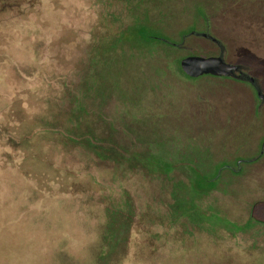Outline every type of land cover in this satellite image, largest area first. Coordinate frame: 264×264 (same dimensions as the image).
<instances>
[{
    "label": "rangeland",
    "instance_id": "obj_1",
    "mask_svg": "<svg viewBox=\"0 0 264 264\" xmlns=\"http://www.w3.org/2000/svg\"><path fill=\"white\" fill-rule=\"evenodd\" d=\"M42 1H0V24L31 21L12 31L7 48L17 72L0 67L9 78L0 81L1 96L6 88L15 95L0 117V153L10 145L27 169L4 172L0 163V264H97L92 250L105 207L116 200L132 215L120 264H264V164L235 176L219 165L216 189L183 212L178 206L191 167L209 175L213 164L251 153L264 114H249L238 91L208 75L189 78L175 62L217 54L192 34L207 30L264 91V28L252 21L262 14L247 17L242 0ZM138 21L164 37L141 42L130 29ZM242 27L257 38L240 39L243 51ZM35 49L43 64L34 65ZM30 64L45 75L28 86ZM208 97L217 108L207 116ZM101 122L113 126L111 144L122 150L111 163L73 145ZM146 151L173 164L172 172H147L138 162Z\"/></svg>",
    "mask_w": 264,
    "mask_h": 264
},
{
    "label": "trees",
    "instance_id": "obj_2",
    "mask_svg": "<svg viewBox=\"0 0 264 264\" xmlns=\"http://www.w3.org/2000/svg\"><path fill=\"white\" fill-rule=\"evenodd\" d=\"M43 2L44 0L42 1V3ZM46 2H48V0H46ZM12 8L4 7V9L7 10H10ZM9 21H3V23L0 24V61H2L0 62V67L5 68V66H12V68L16 69L15 66L11 65L8 56L9 54L7 51L8 46L13 45L15 42L14 41L15 36L14 37L12 36V31H14V29H16L15 32L22 31L23 28H27L30 26L31 21H24V19L17 17H11ZM14 26H18V28L17 27L14 28ZM130 29L135 33L136 37L146 45L152 42V40L155 39L156 35H157V39L164 37L161 35L158 36V33L156 34V32L151 31V29L147 26V24H143L142 21L136 22L135 24H133V27H130ZM38 37L40 36L37 35L36 38ZM35 52H36V56H35L34 65H38L36 61H38L39 64H43L44 61H46V59H44V61L41 62L39 59H37L38 56H41L40 54H38V50L35 49ZM179 61L180 59L175 60L179 72L182 73L179 67ZM21 68L18 69L21 70ZM28 69H31V71H33L32 73L27 74L26 79L24 80L25 83L27 82L28 86L34 83L33 77L41 79V77H44L45 75L44 71H40V73L36 72L35 71L36 69L32 64H30V68ZM18 77L19 75L17 73V78ZM19 79L22 80L23 77L21 76L19 77ZM7 80H9L7 76H5L4 74L0 75V81H2L4 84ZM3 88L5 87L3 86ZM13 96H15L13 91L7 88L5 94H2V96L0 94V100L5 101L0 105V117H2L3 109H5L6 107L8 108L11 107V104H8V101L11 100L14 101ZM112 129L113 126L101 122L100 127H96L92 131H88L85 136H81L80 139L77 141V143L75 142V144L73 145H78L84 150L89 151L98 161L111 163L112 155L120 154L119 151H122L120 150L119 145L111 144ZM1 137L3 140L4 137L2 136V134L0 136V139ZM7 148L10 149L11 148L10 145H7ZM8 149L0 153V163L3 164L1 170H3L4 172H11V173H15L16 171L19 172L21 169L23 171H27L24 165L21 164L20 162L21 160L18 159L17 155L13 154L12 151H8ZM5 152L10 155L9 159H6V157L3 156V153ZM138 162H140L142 164V167L145 168L146 171L150 172L151 174L153 173L157 174V172L160 171V174L164 175L166 173L172 172L171 170L173 169L172 168L173 164H170L168 162H163V160L157 159L156 156L148 153L147 151L140 155ZM19 165H21V167H19ZM15 166L16 168L14 169ZM157 168L159 171H157ZM159 168H161L162 170H160ZM215 175L216 173L210 175L200 174L193 167H191V169L189 170V175L186 176L187 179H190L189 186L183 188L182 192H180L182 202L181 203L179 202L180 205L178 204V206L182 212L183 209L184 210L186 209V205L189 202H191L192 200L195 201L197 197L207 195L210 191L216 189ZM12 177H14V175ZM175 188L176 190L178 189L177 186H175ZM174 193L175 192L172 189V194ZM201 205L202 203L199 204V207L201 209H204L203 211L207 213L208 210L207 209L205 210V208H203ZM131 220H132V215L123 213V210H121V208L119 207V202L117 200L115 201L114 204L113 203L111 204L110 202V204L105 207V221L102 224V226L99 228L97 243L92 250L93 260L97 264H120L122 262V259L127 253V242H128V238L130 237L129 236L130 231L129 233L126 234H123L122 232H124L123 230H125L129 226ZM125 225H127L126 228ZM127 231L128 230L126 229V232Z\"/></svg>",
    "mask_w": 264,
    "mask_h": 264
},
{
    "label": "flooded vegetation",
    "instance_id": "obj_3",
    "mask_svg": "<svg viewBox=\"0 0 264 264\" xmlns=\"http://www.w3.org/2000/svg\"><path fill=\"white\" fill-rule=\"evenodd\" d=\"M239 5L238 8L241 10V12L246 13V12H252V13H261L262 15H260L261 17H257V15L254 14H248L247 17H254V18H258L256 20H252L254 23L256 22L259 26H256L255 29H260V28H264V0L259 1V0H242L239 1ZM243 2V3H242ZM253 2V5H251V8L249 9H244L242 10V4H250ZM245 6V5H244ZM229 12V11H227ZM237 12V11H235ZM244 27L241 28L240 32H236V34L238 35V40L236 42V46H238L237 44H240V39H244L243 43H252L250 41H246V39L244 37H247L246 34H251L252 31H244ZM250 32V33H249ZM261 32V31H260ZM253 34V37H251L250 39H255L253 42L256 43V34ZM194 36L203 39L206 42H209L211 44H214L218 50L217 54L214 55H222L223 59L231 64L234 65H238L239 69L237 71H235V75L236 77H230V76H212V75H208L213 77V79L215 78L218 81V85L219 87H222V89H228L229 91L232 90H236L238 91V93H240L245 101V110L247 111L249 114L251 115H257V114H264V91L262 90L261 87V83L259 81V78H257L256 76H254L251 71H250V67L247 66L246 64L236 60V59H228L226 57L227 52H228V47L226 46V43L223 42L222 40H220L217 36L213 35L212 33H210L207 30H195L194 33H192ZM262 35V33H261ZM225 36L228 39V34ZM252 36V35H250ZM249 39V40H250ZM262 39L264 40V35L262 36ZM225 41V40H224ZM229 41V39L227 40ZM226 41V42H227ZM238 49L243 51L246 50L247 48L244 47L243 49H241L238 46ZM211 56V55H209ZM181 59V58H180ZM179 71V70H178ZM180 73V72H179ZM182 74H184L182 72ZM202 76V75H201ZM191 78V77H189ZM198 78V77H196ZM193 79V78H192ZM216 105L215 102L211 99L206 98L205 100V104L203 105V113L206 114L207 116L212 114L214 112V110L216 109ZM260 123V122H259ZM261 124V123H260ZM263 130H261L260 133H258L256 136H253L252 138H250V141H252V148H251V153H247V154H243V155H238V156H234L233 157V163L234 165H231L229 163H225V162H221L220 164H213L215 167L214 170H212V173H216V179H218L220 177V174L222 173V167H225V171L226 173H229L230 176H235L238 173H240L243 169L245 168H253L254 170L257 168L256 166L262 165L264 164V132H262ZM231 151V150H230ZM248 164V165H246ZM221 165V166H219ZM210 175V174H209ZM218 181L216 180V185H219L217 183ZM216 188V186H215ZM215 190V189H214Z\"/></svg>",
    "mask_w": 264,
    "mask_h": 264
},
{
    "label": "water",
    "instance_id": "obj_4",
    "mask_svg": "<svg viewBox=\"0 0 264 264\" xmlns=\"http://www.w3.org/2000/svg\"><path fill=\"white\" fill-rule=\"evenodd\" d=\"M181 71L188 77L196 78L201 75L236 77L238 65L226 62L222 55L201 56L191 54L179 61Z\"/></svg>",
    "mask_w": 264,
    "mask_h": 264
}]
</instances>
